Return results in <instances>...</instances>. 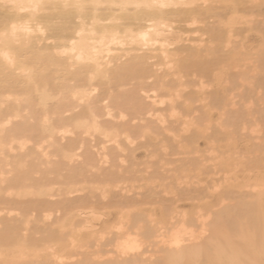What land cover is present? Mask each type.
<instances>
[{"label": "bare ground", "instance_id": "1", "mask_svg": "<svg viewBox=\"0 0 264 264\" xmlns=\"http://www.w3.org/2000/svg\"><path fill=\"white\" fill-rule=\"evenodd\" d=\"M0 264H264V0H0Z\"/></svg>", "mask_w": 264, "mask_h": 264}, {"label": "snow or ice", "instance_id": "2", "mask_svg": "<svg viewBox=\"0 0 264 264\" xmlns=\"http://www.w3.org/2000/svg\"><path fill=\"white\" fill-rule=\"evenodd\" d=\"M216 191H219V188L215 189Z\"/></svg>", "mask_w": 264, "mask_h": 264}]
</instances>
